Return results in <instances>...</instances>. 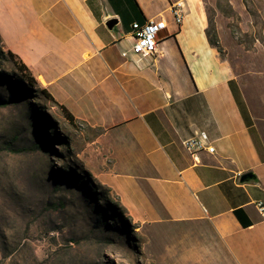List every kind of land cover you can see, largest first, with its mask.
<instances>
[{"label": "crops", "instance_id": "1", "mask_svg": "<svg viewBox=\"0 0 264 264\" xmlns=\"http://www.w3.org/2000/svg\"><path fill=\"white\" fill-rule=\"evenodd\" d=\"M178 1L181 26L170 11ZM150 19L168 24L157 54L123 57L134 43L132 25ZM208 27L205 0H0L3 48L112 158L98 178L142 228L175 229L168 242L155 237L158 264H264L256 207L264 204V137ZM196 133L208 136L215 154L194 159L182 148ZM248 172L256 180L241 183ZM118 177L143 191L151 220L122 203L107 181Z\"/></svg>", "mask_w": 264, "mask_h": 264}, {"label": "rangeland", "instance_id": "2", "mask_svg": "<svg viewBox=\"0 0 264 264\" xmlns=\"http://www.w3.org/2000/svg\"><path fill=\"white\" fill-rule=\"evenodd\" d=\"M205 2L210 41L231 65L264 137V0ZM35 81L0 41V252L20 253L4 264H158L153 243L168 242L175 229L135 222L98 178L112 158ZM107 181L135 218L152 219L134 180Z\"/></svg>", "mask_w": 264, "mask_h": 264}, {"label": "built area", "instance_id": "3", "mask_svg": "<svg viewBox=\"0 0 264 264\" xmlns=\"http://www.w3.org/2000/svg\"><path fill=\"white\" fill-rule=\"evenodd\" d=\"M173 20L177 26L184 22L186 11L185 4L178 1L170 8ZM168 32V24L165 19H150L143 25H132V37L134 43L130 51L122 53L123 57L134 56L137 62L154 57L157 54L159 43L165 33ZM182 148L194 159H198L201 153L215 154L216 149L205 133H196L181 143ZM256 207L264 219V204L256 203Z\"/></svg>", "mask_w": 264, "mask_h": 264}, {"label": "trees", "instance_id": "4", "mask_svg": "<svg viewBox=\"0 0 264 264\" xmlns=\"http://www.w3.org/2000/svg\"><path fill=\"white\" fill-rule=\"evenodd\" d=\"M212 43V42H211ZM213 44V43H212ZM8 55L13 58L16 62V66H18V68L25 74V78L27 79L28 82L34 83L36 82L34 76L32 75V73L30 72V70L28 69V67L13 53H11L10 51H7ZM43 93L46 95V97L48 98V100H50L52 103H54L56 106H58L60 108V110L62 111V113L64 114V116L66 117V119L72 123V124H76V120L74 118V116L68 111V109L62 105H59L54 98L48 93L47 90H43ZM27 245H23V247H26ZM22 251H24L22 249ZM2 254V260L0 261V264H4L6 262V260L13 254L14 255V259H17V255L20 253H18V251H14L12 253H9L7 251H1ZM35 260L37 259L36 257L34 258ZM38 262V260H37ZM14 264V263H12ZM38 264H46V261H42V262H38Z\"/></svg>", "mask_w": 264, "mask_h": 264}, {"label": "water", "instance_id": "5", "mask_svg": "<svg viewBox=\"0 0 264 264\" xmlns=\"http://www.w3.org/2000/svg\"><path fill=\"white\" fill-rule=\"evenodd\" d=\"M118 24H119V20L117 18H113V19H110L106 22V27L110 31L113 32V31H115ZM256 178L257 177L253 172H248V173H245L244 175L241 176L240 182L241 183H247V182L256 180Z\"/></svg>", "mask_w": 264, "mask_h": 264}]
</instances>
